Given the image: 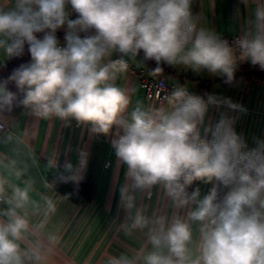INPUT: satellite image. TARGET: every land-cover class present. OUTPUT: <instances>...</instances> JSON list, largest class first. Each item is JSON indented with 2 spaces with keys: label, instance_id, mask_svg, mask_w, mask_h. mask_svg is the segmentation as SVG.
I'll return each mask as SVG.
<instances>
[{
  "label": "clouds",
  "instance_id": "clouds-1",
  "mask_svg": "<svg viewBox=\"0 0 264 264\" xmlns=\"http://www.w3.org/2000/svg\"><path fill=\"white\" fill-rule=\"evenodd\" d=\"M192 4L193 0H0V50L8 59L19 58L27 45L30 55L29 62L0 81V109H11L18 101L37 117L75 120L95 133L107 134L117 126L122 134L112 145L130 181L120 189L124 207L135 208L136 192L156 185L163 187L174 208L195 206L170 221L163 216L153 220L138 208L131 227L148 228L151 250L112 257L107 264H264V141L255 140L249 148L227 116L201 134L210 106H240L213 95L205 99L181 87L171 94L170 111L138 106L129 120L124 113L130 98L115 84L129 67L124 57L134 59L141 52L158 65L207 71L226 77V83L233 81L238 61L264 71V3L257 5L249 30L233 44L199 26ZM71 13L76 18H70ZM59 30L64 31L63 46ZM113 53L119 58L105 62ZM197 181L213 185L203 198L199 187L187 190ZM5 184L0 178V199L6 197ZM7 202L9 221L0 222V264H23L16 241L27 230L28 220L17 210L30 202L29 192L14 187ZM46 203L48 212H54L53 202ZM192 223L199 225L195 249L190 247Z\"/></svg>",
  "mask_w": 264,
  "mask_h": 264
},
{
  "label": "crops",
  "instance_id": "crops-1",
  "mask_svg": "<svg viewBox=\"0 0 264 264\" xmlns=\"http://www.w3.org/2000/svg\"><path fill=\"white\" fill-rule=\"evenodd\" d=\"M259 3L264 0H193L192 10L199 18V26L227 38L242 36L249 30V21ZM75 15L71 13L70 18ZM118 58L119 54L113 53L105 62ZM124 58L135 68H128L115 81L130 98L125 118L130 120L131 112L138 106L145 111L161 108L170 111V99L147 100L136 70L144 69L151 78H155V74L144 58L141 55ZM9 60L0 50V67ZM244 64L249 62L238 61L231 83L225 82L226 77L207 71L195 72L182 65L166 64L172 72L164 78L177 88H185L205 99L213 95L240 106L237 109L225 103L210 106L201 134L204 135L205 127H212L222 116H227L234 120L235 131L252 148L255 140L264 141V84L245 82L238 77L239 67ZM0 122L6 127L0 133V178L6 181V197L0 199V222L9 221L7 212L11 205L7 199L12 196L14 187L27 189L30 196L25 208L17 210L28 220L27 230L16 241L23 264H107L112 257L135 256L151 250L148 228L131 227L138 208L153 220L163 216L170 221L195 207L174 208L161 185L137 191L136 207H124L120 189L130 181L126 177L127 166L117 158L112 145L122 134L117 126L107 134L95 133L90 125L75 120L37 117L22 104L16 113L0 115ZM68 164L72 165L71 170L66 168ZM62 174L74 176L75 182L91 183L92 200L77 205L58 193L50 178ZM212 186L202 182L196 185L201 190V198ZM46 200L53 202L54 212H48ZM192 230L190 247L195 249L199 242V225L192 223Z\"/></svg>",
  "mask_w": 264,
  "mask_h": 264
},
{
  "label": "trees",
  "instance_id": "trees-1",
  "mask_svg": "<svg viewBox=\"0 0 264 264\" xmlns=\"http://www.w3.org/2000/svg\"><path fill=\"white\" fill-rule=\"evenodd\" d=\"M76 18V15L75 17ZM73 18V19H74ZM57 36L61 42L64 43V31L59 30ZM140 55L143 57V53ZM144 58V57H143ZM145 60V59H144ZM30 61V55L27 52V45L25 46L24 54L19 58L10 59L6 64L0 67V81L7 79L11 75L14 69L19 67L22 63H27ZM149 68L154 72L155 78L166 77L167 74L171 73V69L165 64H157L154 60H145ZM157 67L161 68V71L157 73L155 69ZM238 77H240L245 82H259L264 84V71L260 70L258 66H252L249 64H244L239 67ZM9 89L13 92H16L14 84L9 83ZM22 99V97H20ZM20 103L17 101L11 109H0V115H10L14 114L20 108ZM73 177L72 175L62 174L57 178H50V182L53 185L54 189L61 195L67 197L70 201L77 205L87 204L92 200L94 187L91 183L87 182H75L74 179H69ZM199 181L194 182L187 190L190 193L196 187ZM227 190H222L220 192L221 197Z\"/></svg>",
  "mask_w": 264,
  "mask_h": 264
},
{
  "label": "built area",
  "instance_id": "built-area-1",
  "mask_svg": "<svg viewBox=\"0 0 264 264\" xmlns=\"http://www.w3.org/2000/svg\"><path fill=\"white\" fill-rule=\"evenodd\" d=\"M240 37L241 36L238 35L223 39L227 40L229 44H233L234 41ZM61 45L63 46V44ZM128 68L132 70L135 69L130 64ZM136 73L138 75L142 88L146 92L147 100L149 101L156 100L159 102H164L165 100L170 99L172 92L177 89L175 85L168 83L164 77L161 78L148 77L144 69L136 70ZM189 93L193 94L192 92ZM5 130H6L5 125L2 122H0V133Z\"/></svg>",
  "mask_w": 264,
  "mask_h": 264
}]
</instances>
